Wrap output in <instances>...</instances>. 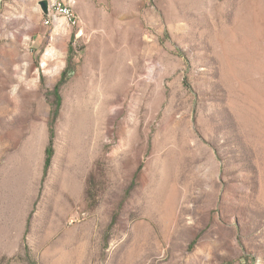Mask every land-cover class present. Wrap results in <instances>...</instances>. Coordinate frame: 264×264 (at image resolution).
<instances>
[{
	"label": "rangeland",
	"instance_id": "obj_1",
	"mask_svg": "<svg viewBox=\"0 0 264 264\" xmlns=\"http://www.w3.org/2000/svg\"><path fill=\"white\" fill-rule=\"evenodd\" d=\"M64 2L0 0V264H264V0Z\"/></svg>",
	"mask_w": 264,
	"mask_h": 264
},
{
	"label": "built area",
	"instance_id": "obj_2",
	"mask_svg": "<svg viewBox=\"0 0 264 264\" xmlns=\"http://www.w3.org/2000/svg\"><path fill=\"white\" fill-rule=\"evenodd\" d=\"M60 14H68V24L75 28V36L83 34L81 18L63 0H51L49 2L48 13L43 15V23L50 25L57 23Z\"/></svg>",
	"mask_w": 264,
	"mask_h": 264
},
{
	"label": "trees",
	"instance_id": "obj_3",
	"mask_svg": "<svg viewBox=\"0 0 264 264\" xmlns=\"http://www.w3.org/2000/svg\"><path fill=\"white\" fill-rule=\"evenodd\" d=\"M70 52H71V49L69 48V53ZM64 76H65V69L62 70V72L60 74V78H59L58 82L54 85V88H53L54 96L56 97V105L57 106H58V103H59L58 87L61 84V82L63 81ZM51 153H52V151L49 148H46L44 164H43V171L44 172L46 171V168H47V166L49 164V161H50V158H51ZM29 264H35V262L29 259Z\"/></svg>",
	"mask_w": 264,
	"mask_h": 264
},
{
	"label": "water",
	"instance_id": "obj_4",
	"mask_svg": "<svg viewBox=\"0 0 264 264\" xmlns=\"http://www.w3.org/2000/svg\"><path fill=\"white\" fill-rule=\"evenodd\" d=\"M39 5H40V7L42 9V12L44 14H47L48 13V9H49V2H48V0H40L39 1Z\"/></svg>",
	"mask_w": 264,
	"mask_h": 264
},
{
	"label": "crops",
	"instance_id": "obj_5",
	"mask_svg": "<svg viewBox=\"0 0 264 264\" xmlns=\"http://www.w3.org/2000/svg\"><path fill=\"white\" fill-rule=\"evenodd\" d=\"M40 1V0H39ZM51 0H48V2H50ZM65 1V0H64ZM68 2H74V3H77V0H67ZM75 10H76V12H78V14L81 16V17H83V19L85 20V17H84V15L82 14V12L75 6Z\"/></svg>",
	"mask_w": 264,
	"mask_h": 264
},
{
	"label": "bare ground",
	"instance_id": "obj_6",
	"mask_svg": "<svg viewBox=\"0 0 264 264\" xmlns=\"http://www.w3.org/2000/svg\"><path fill=\"white\" fill-rule=\"evenodd\" d=\"M60 15L64 16L68 21V14H60Z\"/></svg>",
	"mask_w": 264,
	"mask_h": 264
}]
</instances>
